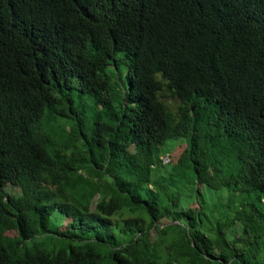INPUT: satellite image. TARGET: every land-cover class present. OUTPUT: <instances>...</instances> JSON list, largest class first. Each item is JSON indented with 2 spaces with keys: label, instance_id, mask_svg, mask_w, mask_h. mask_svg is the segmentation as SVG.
I'll list each match as a JSON object with an SVG mask.
<instances>
[{
  "label": "trees",
  "instance_id": "trees-1",
  "mask_svg": "<svg viewBox=\"0 0 264 264\" xmlns=\"http://www.w3.org/2000/svg\"><path fill=\"white\" fill-rule=\"evenodd\" d=\"M0 264H264V0H0Z\"/></svg>",
  "mask_w": 264,
  "mask_h": 264
},
{
  "label": "rangeland",
  "instance_id": "rangeland-1",
  "mask_svg": "<svg viewBox=\"0 0 264 264\" xmlns=\"http://www.w3.org/2000/svg\"><path fill=\"white\" fill-rule=\"evenodd\" d=\"M122 68L124 72H128V68L125 64L122 65ZM184 141L182 139L176 140V139H169L167 142L163 145V149L166 151L164 153L170 152L176 157L178 155V152H180L181 149L184 147ZM163 153V154H164Z\"/></svg>",
  "mask_w": 264,
  "mask_h": 264
},
{
  "label": "clouds",
  "instance_id": "clouds-1",
  "mask_svg": "<svg viewBox=\"0 0 264 264\" xmlns=\"http://www.w3.org/2000/svg\"><path fill=\"white\" fill-rule=\"evenodd\" d=\"M127 6H128V4H127L126 2H121V4L117 5L116 7H117L118 9H121V10L126 11V7H127ZM14 33H15V35H17V33H18V29L15 30ZM163 155H164V154H163ZM170 155H171V153H170ZM168 163H169V162H168Z\"/></svg>",
  "mask_w": 264,
  "mask_h": 264
},
{
  "label": "built area",
  "instance_id": "built-area-1",
  "mask_svg": "<svg viewBox=\"0 0 264 264\" xmlns=\"http://www.w3.org/2000/svg\"><path fill=\"white\" fill-rule=\"evenodd\" d=\"M162 158H163L164 163H168L171 161L170 153H166V154L162 155Z\"/></svg>",
  "mask_w": 264,
  "mask_h": 264
}]
</instances>
